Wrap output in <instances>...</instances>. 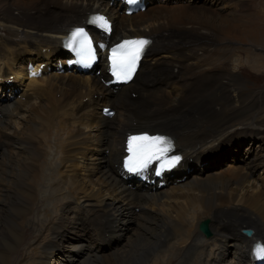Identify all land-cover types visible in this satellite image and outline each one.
Masks as SVG:
<instances>
[{
	"label": "bare ground",
	"instance_id": "obj_1",
	"mask_svg": "<svg viewBox=\"0 0 264 264\" xmlns=\"http://www.w3.org/2000/svg\"><path fill=\"white\" fill-rule=\"evenodd\" d=\"M260 3L152 0L127 16L109 0H0L13 36L0 32V264H53L66 240L59 264H253L240 230L264 239V89L243 93L244 68H216L244 55L264 78ZM99 10L113 37L154 38L137 80L114 92L75 70L27 77L31 61L56 65L68 29ZM20 91L28 102L9 103ZM145 129L184 154L161 188L119 171L126 132ZM28 226L36 243L19 254Z\"/></svg>",
	"mask_w": 264,
	"mask_h": 264
},
{
	"label": "snow or ice",
	"instance_id": "obj_2",
	"mask_svg": "<svg viewBox=\"0 0 264 264\" xmlns=\"http://www.w3.org/2000/svg\"><path fill=\"white\" fill-rule=\"evenodd\" d=\"M128 2L135 3L136 0ZM89 23L107 35L112 32L110 21L103 15L92 16ZM149 43L150 41L144 38L124 39L109 49L110 71L117 81L127 82L132 79ZM66 47L77 55L80 63L91 65L97 59V47L104 49L107 46L102 43L96 44L84 28H77L68 38ZM32 75L36 76L38 73L33 71ZM171 149V141L164 136L148 134L129 136L127 141L129 155L124 161V167L132 173H142L157 162L161 169L174 167L181 158L169 157ZM255 255L264 260V245L256 247Z\"/></svg>",
	"mask_w": 264,
	"mask_h": 264
},
{
	"label": "rangeland",
	"instance_id": "obj_3",
	"mask_svg": "<svg viewBox=\"0 0 264 264\" xmlns=\"http://www.w3.org/2000/svg\"><path fill=\"white\" fill-rule=\"evenodd\" d=\"M251 2H253V0H250ZM259 0H255V2H258ZM260 4L258 5V9L259 8H261L262 7V10L264 11V0H260ZM261 6V7H260ZM263 15H264V12H263ZM132 16V15H131ZM259 16V15H258ZM259 17H261V16H259ZM264 18V17H263ZM3 31V33H5V37L7 38V39H9V40H12L13 39V36H12V34H11V32H9L8 30H6V28H4L3 26H2V23H0V32H2ZM257 52H261L263 55H264V52H263V50H256ZM238 57H241V61L239 62V63H235L234 61H233V58H229V63L227 62V61H225V63H228V64H223L222 66H218L217 68H216V70H233V71H237L238 69H241V68H244V69H242L241 71H238L237 72V74H240L241 76H243V78L245 79V81L246 82H248V84H251L252 83V85H250L247 89H244L243 90V93H255V92H258L259 90H261V89H264V78H262L261 80H258V79H256V78H254V77H252V73H251V69L253 68V61L252 60H250V61H248V59H247V57L246 56H244V55H238ZM235 59H239V58H235ZM260 64H262V71H263V74H264V62L263 61H261V63ZM45 72V71H44ZM63 73H66V72H63ZM248 86V85H247ZM21 96V95H20ZM16 100H21V101H23V102H25L26 100H22L20 97H18L17 95L14 97V98H12V99H10V101H9V103H14ZM26 102H28V101H26ZM22 112H24V111H22ZM14 117V116H13ZM10 118V117H9ZM12 120H16L15 119V117L14 118H12ZM23 124H21L20 126H22ZM242 153V152H241ZM210 156L211 157H213L214 156V154H211V155H208V156H206L205 158H210ZM137 209H139V208H137ZM36 215H40L39 213H37ZM145 216H147L146 214H145ZM116 226H118L117 224H116ZM38 229H41V226L39 225L38 226ZM125 228H122V233H124L122 236H118V238H121V237H123V238H125V235H126V232L127 231H125L124 230ZM24 231L25 232H27L28 234H27V237H29L28 239H27V244L26 245H24L23 247H21V249H20V253L19 254H22V253H24V251H26V250H30V249H32L33 248V245L36 243V240H34L32 237H34V234L35 233H33L32 231H31V229H30V227L28 226V227H25L24 228ZM33 239V240H32ZM109 237H107V240L109 241ZM24 242H25V240H24ZM23 242V243H24ZM55 252L57 253L58 252V250H59V247H58V245H55ZM64 248H66V246H63V249ZM105 251L106 250H108V249H104ZM50 260V259H49ZM48 260V261H49ZM53 264H59V262H58V259H55L54 261H53Z\"/></svg>",
	"mask_w": 264,
	"mask_h": 264
},
{
	"label": "water",
	"instance_id": "obj_4",
	"mask_svg": "<svg viewBox=\"0 0 264 264\" xmlns=\"http://www.w3.org/2000/svg\"><path fill=\"white\" fill-rule=\"evenodd\" d=\"M201 229L205 233H207L208 235L210 234V231H209V228H208V221L207 220L201 223ZM246 233L250 235V234H252V231L251 230H248V231H246Z\"/></svg>",
	"mask_w": 264,
	"mask_h": 264
}]
</instances>
